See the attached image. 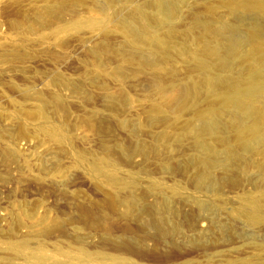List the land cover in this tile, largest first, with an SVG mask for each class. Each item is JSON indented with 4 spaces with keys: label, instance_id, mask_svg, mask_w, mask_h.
I'll list each match as a JSON object with an SVG mask.
<instances>
[{
    "label": "rangeland",
    "instance_id": "374dc122",
    "mask_svg": "<svg viewBox=\"0 0 264 264\" xmlns=\"http://www.w3.org/2000/svg\"><path fill=\"white\" fill-rule=\"evenodd\" d=\"M153 2L0 0V264H264V103L229 88L264 92V16Z\"/></svg>",
    "mask_w": 264,
    "mask_h": 264
},
{
    "label": "bare ground",
    "instance_id": "6f19581e",
    "mask_svg": "<svg viewBox=\"0 0 264 264\" xmlns=\"http://www.w3.org/2000/svg\"><path fill=\"white\" fill-rule=\"evenodd\" d=\"M241 6L254 12L260 13L264 16V0H235ZM176 0H154L153 4L155 6V16L164 18L165 20L176 14L177 8L175 7ZM132 25V22L129 21ZM134 24V22H133ZM137 36L143 37L146 41L153 42L157 47L162 49H168L169 36H162L156 33H149L145 28L140 26H134ZM216 42L210 41L206 38L203 47L206 51H211L219 54V59L221 62L226 63V52H231V54H237L241 50L244 44L248 43V37L241 36L238 31L222 26L221 28L215 29ZM205 34V31H204ZM207 36V34H205ZM257 35V34H256ZM208 37V36H207ZM260 37V36H259ZM260 42L255 44L249 51L250 55L256 56V60L250 66V72L253 73L252 76L264 75V35L260 38ZM204 40V39H203ZM228 50H226V49ZM231 62L227 60L226 65ZM205 82L211 86H215V82L211 79H206ZM253 81H249V85L241 87L240 84L230 86V90L233 95L230 97L231 102L233 101L235 107L242 103H251L247 105H253L256 101L264 103V92L259 93V99H254V88ZM234 107V108H235ZM219 127V121L217 119H203L202 128L205 130L215 129Z\"/></svg>",
    "mask_w": 264,
    "mask_h": 264
}]
</instances>
